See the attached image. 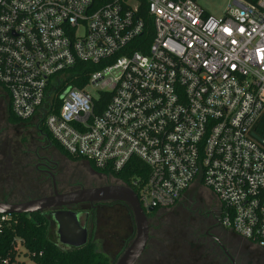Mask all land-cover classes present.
I'll use <instances>...</instances> for the list:
<instances>
[{"label": "built area", "instance_id": "obj_1", "mask_svg": "<svg viewBox=\"0 0 264 264\" xmlns=\"http://www.w3.org/2000/svg\"><path fill=\"white\" fill-rule=\"evenodd\" d=\"M0 86L69 155L143 162L145 211L206 187L222 227L264 251V0L222 17L198 0H0Z\"/></svg>", "mask_w": 264, "mask_h": 264}, {"label": "rangeland", "instance_id": "obj_2", "mask_svg": "<svg viewBox=\"0 0 264 264\" xmlns=\"http://www.w3.org/2000/svg\"><path fill=\"white\" fill-rule=\"evenodd\" d=\"M231 1L198 0V3L212 15L222 17ZM89 91L96 93L91 87ZM8 108V99L0 89V140L3 142L1 147L4 152V155L0 156V200L25 202L29 197H46L53 191L52 178L37 170L36 166L40 160L36 153L44 155L39 147L49 145L41 139L37 121L18 127L11 126L8 123ZM49 153L56 164L53 175L60 191L88 189L108 184L125 186L112 177L93 173L86 162L67 160L54 148H51ZM194 201L197 202L196 207L199 202L210 207L216 204L209 189L196 186L173 207L161 209L157 218L149 217L152 226L148 255L152 256V260H146L145 264H218L220 259L217 260L215 257L224 259L223 254L216 256L213 244L203 239L207 228L195 226L194 221L199 213L194 207ZM47 219L49 239L60 243L57 223L50 215ZM81 221L84 223V217H81ZM92 227L99 251L108 256L112 264H117L135 237V224L129 208L111 205L100 209ZM227 231L231 232L228 229ZM19 249L21 254L18 257V264H34L25 255L26 251L21 246Z\"/></svg>", "mask_w": 264, "mask_h": 264}, {"label": "trees", "instance_id": "obj_3", "mask_svg": "<svg viewBox=\"0 0 264 264\" xmlns=\"http://www.w3.org/2000/svg\"><path fill=\"white\" fill-rule=\"evenodd\" d=\"M152 34L148 35V39L151 40ZM93 70L88 64L79 63L77 64L72 72L85 73L87 77L89 72ZM73 85H78V83L72 82ZM4 96L8 99L9 108H8V123L13 127H18L22 124L31 123V121H23L16 118L11 110V102L9 93L0 86ZM106 98H108V102L111 98L110 93H105ZM107 103V102H106ZM42 127V135L43 137L50 143L57 152L65 157L67 160L71 162H86L93 173L98 175H104L107 177H112L118 181H120L123 185L132 189L135 193L137 190L134 188L132 184V179L137 177L140 171H149V168L140 160L132 159L129 165L125 167L120 172H110L108 169H98L91 161H87L81 158H76L69 155L66 151H64L58 143L52 138L50 133L47 131L43 124ZM264 136V133H263ZM25 139V138H24ZM23 139V140H24ZM27 140V139H26ZM3 142L0 140V156L4 155L2 150ZM37 199L33 197H29L26 201ZM2 201V200H1ZM10 203H20V202H11ZM161 209L156 208L153 212L147 213L148 218L151 216L153 218H157V214ZM150 220V219H149ZM150 224V221H149ZM0 226H2V232L0 233V260L10 258L12 261H16V259L20 256L21 252L16 250L17 240L20 241L21 247L26 251L25 255L28 256L34 264H112L105 254L99 251L98 243L91 238L88 243L80 248H69L66 246H61L48 237L49 230V220L47 219L46 213L37 212L31 215L27 214H17L12 215L8 219V221L1 222ZM150 224V233H151ZM154 226V225H153ZM157 226V225H155ZM226 234L229 240H233L241 244L242 242L247 245V242L242 239L236 237L231 232L226 230ZM150 242H151V234L150 240L145 251L143 257L138 262V264L147 263L146 260H152L148 253L150 251ZM225 248L228 250L230 255L234 258L236 264H239V260L236 254L232 252V250L227 247V245L223 244ZM213 247L216 249V256L218 254H223V260L220 257H215L220 259V264H232L226 254H224L222 248L216 244H213ZM214 258V259H215ZM156 262L158 260L155 259ZM213 262V260H212ZM218 263V264H219ZM211 264V263H210ZM217 264V263H216Z\"/></svg>", "mask_w": 264, "mask_h": 264}, {"label": "water", "instance_id": "obj_4", "mask_svg": "<svg viewBox=\"0 0 264 264\" xmlns=\"http://www.w3.org/2000/svg\"><path fill=\"white\" fill-rule=\"evenodd\" d=\"M52 183L55 193L53 196L20 203L0 200V216L49 212V215L58 225L61 244L71 248H80L88 243L89 233L87 227L82 225L80 213L74 211L73 207L95 202L123 203L130 210L136 231L132 243L124 251L117 264H136L140 260L150 240V224L147 212L142 208L137 194L132 189L127 186L112 185L59 194L54 175H52ZM153 211L154 208H151L148 212ZM219 246L230 262L236 264L234 258L221 242H219Z\"/></svg>", "mask_w": 264, "mask_h": 264}, {"label": "flooded vegetation", "instance_id": "obj_5", "mask_svg": "<svg viewBox=\"0 0 264 264\" xmlns=\"http://www.w3.org/2000/svg\"><path fill=\"white\" fill-rule=\"evenodd\" d=\"M38 130L41 134L42 127L40 126ZM41 137H42L41 139L45 140L48 143V141L43 137L42 134H41ZM48 145L49 146L39 147V149H41L40 151L44 152L45 154L42 155L39 152L36 153V157L40 160L39 164L36 167H37V170L46 174L48 177L52 178V175L54 174L53 170L56 164L51 159L49 150L54 147L50 143H48ZM106 186H111V185L108 184V185L101 186V187H106ZM91 188H98V187H89L88 189H91ZM80 189L82 188L71 189L66 192L60 191L58 189V193L66 194V193L74 192ZM53 195H55L54 189L51 192V194L46 197L53 196ZM215 202L216 204L213 207H210V205H206V204L204 205L202 202H199L198 207H196L197 202L194 201V207H196V210L199 213L197 215L196 221H194L195 226H201V229L207 228L206 234H204L203 239L211 242L212 244H216L218 246H219V242L227 245V247H229V249L232 250V252H234V254L237 255L239 264H264V251L258 248H252L248 244L246 245L243 242L239 244L237 242H234L233 241L234 239L233 240L228 239L226 230L222 227L221 222H220V208H219V204L216 199H215ZM111 205H114V206L121 205L125 208H128V206H126L123 203H119V202H95L93 204L85 203V204H80L78 206L73 207L74 211L80 213V218L84 217V223H82V225L87 227L88 229L89 240L91 238L94 239V230H93L94 227L92 226H94L95 216L98 214V211L100 209H104L105 207H111ZM147 213H151V212H147ZM46 215L48 216L49 212H47ZM138 262L136 264H138Z\"/></svg>", "mask_w": 264, "mask_h": 264}, {"label": "crops", "instance_id": "obj_6", "mask_svg": "<svg viewBox=\"0 0 264 264\" xmlns=\"http://www.w3.org/2000/svg\"><path fill=\"white\" fill-rule=\"evenodd\" d=\"M187 195V194H186ZM56 243V242H55ZM57 244H59V245H61V246H63L62 244H61V242L60 243H57Z\"/></svg>", "mask_w": 264, "mask_h": 264}]
</instances>
